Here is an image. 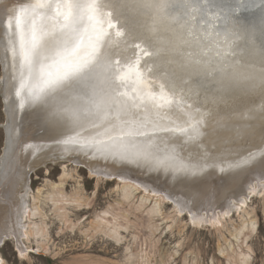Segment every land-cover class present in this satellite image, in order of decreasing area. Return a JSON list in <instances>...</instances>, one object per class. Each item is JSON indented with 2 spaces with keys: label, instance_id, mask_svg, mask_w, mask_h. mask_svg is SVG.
<instances>
[{
  "label": "snow or ice",
  "instance_id": "1",
  "mask_svg": "<svg viewBox=\"0 0 264 264\" xmlns=\"http://www.w3.org/2000/svg\"><path fill=\"white\" fill-rule=\"evenodd\" d=\"M8 3L17 6L8 9ZM0 7L5 9L0 43L5 60L11 53L20 108L30 104L47 113L49 100L57 96L77 102L68 120H47L54 133H74L64 144L84 143L124 158L129 154L125 137L150 140L160 133H185L187 117L183 124L168 123L193 105L186 98L183 72L162 67L154 42L161 20L183 22L175 50L184 72L264 95V0H5ZM135 9L147 10L151 23L134 21L129 13ZM249 10L258 11L259 22L246 28L239 15ZM97 77L110 81L102 94L92 87ZM129 83L131 91L123 90ZM88 114L98 117L92 127H103L97 135L112 145L96 137L81 141L70 125Z\"/></svg>",
  "mask_w": 264,
  "mask_h": 264
},
{
  "label": "rangeland",
  "instance_id": "2",
  "mask_svg": "<svg viewBox=\"0 0 264 264\" xmlns=\"http://www.w3.org/2000/svg\"><path fill=\"white\" fill-rule=\"evenodd\" d=\"M1 3H5V0H0ZM11 6L15 8L17 5L12 3ZM3 76L4 69L0 60V166L7 137V104L5 106L4 91L1 90ZM87 116L89 121L99 123L96 115ZM34 117L30 123L34 132L25 137L26 141L36 139L35 144H43L44 148H48L50 143L55 146L58 137L53 136L50 126L44 120L37 123L39 120L37 116ZM83 121L82 124L85 122ZM206 124L207 122L199 121L197 125ZM95 131L103 132V127ZM97 133L91 138L104 139L110 142L109 145L114 143L106 136H98ZM22 138L24 139V136ZM62 138L65 140L67 136ZM140 140V137L124 138L123 143L129 146V154L124 158L111 153H101L95 146L81 143L97 151L111 163L118 161L117 165L119 164L121 169L115 171H123L127 177L119 174L106 177L93 173V169L99 168L102 162L88 168L87 161H94L89 155H81L77 159L64 157V160L49 161L44 165L35 163L33 170L26 175L28 193L21 188L16 189L14 198L22 200L23 197L27 206L28 215L22 219L21 226L26 229L28 225L32 227L33 223L40 225L43 222L46 225V236L21 237L20 230L16 229V237L9 235L0 240V263L264 264V179L262 184L254 182L257 187L242 194L246 197L244 212L241 209H232L229 215L221 219L217 216V210L215 216L208 213L211 220H202L206 215L201 211L200 220L191 223L187 213L183 211L179 215L173 204L174 195L190 194L189 189L186 190V187L181 185L180 188L184 189L182 191L175 186L176 183L189 184L194 188V192L202 197L208 193L210 186L214 187L212 183H216L217 176L219 183L215 185L219 187L220 192L216 195L228 197L230 194L225 193L229 188L225 183L231 178L233 182L239 180L235 187H231L238 190L240 179L250 175H245L246 169L253 166H238L244 169L241 178L232 176L231 167L225 170L214 168L199 171L201 164L198 160L166 161L158 157V154H164V150L156 154L151 145ZM55 149L59 152L65 147ZM29 159L28 155L18 159L22 164L18 170L28 169L32 162ZM69 159L71 160L68 161ZM227 175H230V178H227ZM145 176L150 180H145ZM125 184L136 188L133 195L127 199L122 196V187ZM51 195L53 199L49 197ZM212 199L208 197V201ZM230 204L232 206L233 203ZM33 205L40 211L41 216L37 215ZM158 207V214L151 213V209ZM101 219L107 224L102 225ZM250 221L256 222L255 228H251ZM243 225L248 226V229H243L235 238ZM114 228L118 229L116 236L112 233ZM245 258L249 259L248 263L243 262Z\"/></svg>",
  "mask_w": 264,
  "mask_h": 264
},
{
  "label": "bare ground",
  "instance_id": "3",
  "mask_svg": "<svg viewBox=\"0 0 264 264\" xmlns=\"http://www.w3.org/2000/svg\"><path fill=\"white\" fill-rule=\"evenodd\" d=\"M11 5L12 3H8V9H13ZM129 15L134 21L151 23L150 14L145 9H135ZM4 16L5 9L0 7V20ZM258 16L259 13L257 10L243 11L239 15V23L246 28L250 27L258 24ZM182 23V21L180 23L170 20L159 21L154 34V42L161 52L162 67L177 75L183 72L185 78L188 79V83L184 85V88L187 93L186 98L193 107L190 111L183 109L181 112H178L177 116H180V119L173 116L168 121L169 126H172L173 121L175 124H183L184 118L187 117V124H184L187 133H160L152 136L150 140L140 137V141L151 145L155 149L154 153L156 154L164 150L165 155L158 154V157L166 161L171 159L198 160L201 164L200 168H198L199 171L214 168L225 170L231 167L232 176L234 178H241L244 169L238 166L243 164H251L253 166L252 168L246 169L245 175H250L240 179V188L238 190H233L232 188L235 187V184L239 180L233 182L231 181L233 178H231L228 180V183H225L226 187L229 188V191L225 194L231 195H228V197L225 195H216L220 192L219 187L215 185L219 183L217 176H215L216 183H212L214 187L211 188L210 186L208 193L202 197L199 193L196 194L194 188L189 184L176 183L175 186H178L182 191L184 189L180 188L181 185L182 187H186V190L189 189L190 194L187 193L185 195L179 193L178 195H174L173 204L175 210L179 215L183 211L186 212L190 222L196 223L200 220L199 215H201V211L205 212L203 214L206 216L202 219L205 221L211 220L208 213L212 216L217 210V216L220 219L229 215L232 209H241L243 211L246 197L242 196V194L247 192L248 189L257 187V184L254 182L262 184V180L264 179V155H262V150H264V111H262V108H264V95L258 89L251 90L243 85L221 87L211 77H207L201 73L184 72L180 67V57L177 56L175 50V47L180 44ZM205 28H207V25H205ZM3 31V25L0 24V33H3ZM200 34L203 35V32ZM241 43H243V40ZM5 55L4 44L0 43V60L4 69L1 86L2 91H4L5 106L7 104V125L5 127L7 137L0 166V240L9 235L16 237V234H18L16 229L20 230L21 237H44L46 236V225L41 221L40 225L33 223L32 227L28 225L26 229L21 226L22 219L27 218L26 214L28 215L27 206L24 203L25 199L23 197L22 200L20 198H14L16 189L21 188L24 192L28 193L27 190L29 189L27 187L26 175L33 170L35 163H38L37 165H44L49 161H56V158L61 156L66 158L76 157L77 159L81 155H89L94 161H87L88 168L95 167L99 162H102L99 164V168L96 167L98 169L97 171L96 168L93 169L95 171H92L93 173L102 174L106 177H110L112 174H119L126 177L128 175L123 171H115L121 169L120 165H117L118 161L111 163V161H107L97 151L91 150L90 147H85L81 143H62V137H65V135H74L73 132H66L64 135H60L54 133L50 128V131L54 134L53 136L58 137V139L55 146L50 143L48 148H44L43 144H35L36 139L35 141L31 139L27 142L25 137L32 135L34 132L33 126H30L31 121L33 122V118H35L34 116H37V120H39L37 123L44 120L48 126V119H56L63 122L69 119L72 109L77 106V102L72 99L57 96L49 100V110L47 113H42L37 106L30 104H26L21 109L19 106V98L13 94L15 87L18 86V82L12 80L11 53L7 54V60H5ZM115 59L116 57H113V60ZM169 59L174 62L169 64L167 62ZM6 65L8 66L7 72L5 71ZM109 82L103 77H97L92 82V87L98 94H102L103 90L108 87ZM132 87L133 85L129 83L123 90L130 92ZM82 121L84 124L81 123ZM199 121L207 122V124L205 126H199L197 125ZM92 124L94 123L88 120L87 115H81L80 120L70 126H74L76 131L80 132V139L83 142L97 133L95 131L97 128H93ZM196 128L197 131H195ZM21 135L24 136V139ZM21 138L23 139L22 141ZM28 138L30 137L28 136ZM109 143V141H105V144L109 145ZM55 147H65V149H61L58 152ZM75 153L78 155L76 156ZM24 155L30 156L29 160H32V162L28 167L29 170L26 168V170L20 171L18 169H20L22 164L18 162V159H23ZM96 159L97 161H95ZM22 177L24 181H22ZM143 178L150 180L146 176ZM227 178H230V175H227ZM135 190L136 188L133 185L125 184L122 187V196L127 199L133 195ZM160 190L165 192L161 188ZM49 197L53 199L52 195ZM208 197H212L213 199L208 201ZM231 202L233 203L232 206L230 204ZM33 208L37 212V215L41 216L40 211L34 205ZM159 212V207L151 209V213H154V215ZM96 222L99 224L97 220ZM100 223L102 225L107 224L102 219ZM249 224L252 229L256 227L255 221H250ZM246 228L248 229V226L243 225L234 237L237 238L242 230ZM117 232L118 229L116 228L112 230L115 236ZM248 261V258L243 260L245 263H248Z\"/></svg>",
  "mask_w": 264,
  "mask_h": 264
},
{
  "label": "water",
  "instance_id": "4",
  "mask_svg": "<svg viewBox=\"0 0 264 264\" xmlns=\"http://www.w3.org/2000/svg\"><path fill=\"white\" fill-rule=\"evenodd\" d=\"M1 90H2V88H1ZM14 94V96H15V92L13 93ZM61 160H64V157L63 156H61V157H59V158H56V161H61ZM51 162V161H50Z\"/></svg>",
  "mask_w": 264,
  "mask_h": 264
}]
</instances>
